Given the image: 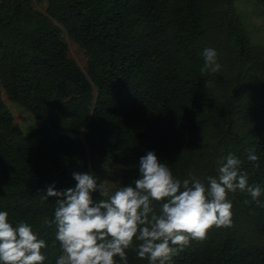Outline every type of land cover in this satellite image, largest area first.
<instances>
[{
    "label": "trees",
    "instance_id": "1",
    "mask_svg": "<svg viewBox=\"0 0 264 264\" xmlns=\"http://www.w3.org/2000/svg\"><path fill=\"white\" fill-rule=\"evenodd\" d=\"M233 1L46 0L32 25L28 0L0 1V211L46 241L43 264L62 253L55 225L44 223L54 218L55 198L41 199L42 191L74 188L73 172L106 182L118 164L114 192L139 177L148 151L180 180L198 176L206 156L232 153L249 184L264 188V59L221 11ZM62 32L81 43L86 74L68 58ZM223 45L226 66L201 73L203 50L215 49L219 62ZM9 104L40 121L31 135L12 122ZM221 123L215 138L210 131ZM209 169L205 176L217 175V165ZM228 198L232 226L211 228L170 264H264V207L245 204L250 197L239 191ZM126 252L128 264H148Z\"/></svg>",
    "mask_w": 264,
    "mask_h": 264
},
{
    "label": "clouds",
    "instance_id": "2",
    "mask_svg": "<svg viewBox=\"0 0 264 264\" xmlns=\"http://www.w3.org/2000/svg\"><path fill=\"white\" fill-rule=\"evenodd\" d=\"M202 57L201 73L221 71L215 49L205 48ZM210 87L206 80L205 88ZM247 158L259 167L252 151ZM241 163L228 153L218 159L217 175L208 176L206 183L191 172L180 180L155 151H148L139 160V177L114 192L94 174L73 172L74 188L56 191L49 186L41 196L55 198L54 218L44 223L56 227L55 241L62 253L56 264H117L115 257L128 264L129 249L148 264H170L191 241H204L211 228L232 226L229 193H245L250 197L245 204L264 207V188L249 184ZM8 215L0 211V264H43L46 241L26 222L13 227Z\"/></svg>",
    "mask_w": 264,
    "mask_h": 264
},
{
    "label": "rangeland",
    "instance_id": "3",
    "mask_svg": "<svg viewBox=\"0 0 264 264\" xmlns=\"http://www.w3.org/2000/svg\"><path fill=\"white\" fill-rule=\"evenodd\" d=\"M27 5L31 14V21L29 24L32 25L40 14L46 13V0H28ZM220 9L222 12H230V18L234 22H238L241 28L248 35L252 43L253 51L257 54V56L264 59V5L258 4L255 0H234L231 4L221 6ZM61 37L66 44L68 58L73 60L86 74L87 58L84 54L81 43L75 38L66 35L64 32L61 33ZM227 51L228 47L223 45L221 49L223 58L219 61L222 68L226 66V60H230V54ZM9 110L11 113L12 122L22 129L26 134L30 133L31 135L33 129L40 124L39 120L34 119L31 114H29L24 108L20 106L9 104ZM223 126L225 127V124L221 123L219 126L214 127L210 131V134L217 138L219 135L218 132ZM30 141L32 143L35 142L34 138L30 139ZM217 161L218 160L214 156H206L207 163H205L207 164V167L197 177L206 183V178L212 175L209 172L205 176V172L209 171V168L216 166ZM210 165L213 166L210 167ZM120 169L121 167L118 164H113L112 168L110 169L111 176L105 180L109 187L118 181ZM90 174L92 173L90 172Z\"/></svg>",
    "mask_w": 264,
    "mask_h": 264
}]
</instances>
